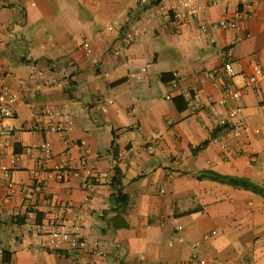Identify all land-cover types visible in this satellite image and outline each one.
I'll use <instances>...</instances> for the list:
<instances>
[{
    "label": "crops",
    "instance_id": "obj_1",
    "mask_svg": "<svg viewBox=\"0 0 264 264\" xmlns=\"http://www.w3.org/2000/svg\"><path fill=\"white\" fill-rule=\"evenodd\" d=\"M176 1L0 0V70L19 98L6 121L11 132L0 138V264H189L193 256L264 264V197L198 180L212 171L264 189V84L245 89L241 76L220 73L226 62L239 73L252 62L264 68V0L237 30L212 24L257 0L210 5L185 26L174 18ZM133 29L141 34L128 46ZM63 77L71 89L58 86ZM236 90L239 101L228 96ZM237 107L232 120L242 123L255 163L225 162L215 143ZM46 110L63 134L26 131ZM44 141L50 161L37 150ZM56 167L64 180L48 179ZM115 168L129 196L124 213L111 198ZM33 171L45 181L41 194ZM65 219L102 254L41 248L39 228Z\"/></svg>",
    "mask_w": 264,
    "mask_h": 264
},
{
    "label": "built area",
    "instance_id": "obj_2",
    "mask_svg": "<svg viewBox=\"0 0 264 264\" xmlns=\"http://www.w3.org/2000/svg\"><path fill=\"white\" fill-rule=\"evenodd\" d=\"M151 0H139L141 6H146ZM230 0H211L210 4H198L196 0H177L176 10L174 11V18L178 21L180 26H185L190 22L197 19L201 14L206 13L210 5H218L227 3ZM262 0H257L250 7L243 11H238L232 18H222L212 24L214 29L219 30H237L246 27L247 22L253 19L256 15L258 7ZM262 29L264 32V16L261 18ZM204 30V26L201 27ZM138 29H133L131 33L126 34L125 44L131 45L136 37L140 35ZM84 48L89 52V44L85 43ZM238 66L240 63L238 62ZM251 71L249 73L236 72L233 67V62H226L220 69V73L224 74L229 80L234 79L237 76H241L243 79V88L252 89L257 85L264 84V68L258 65L256 62H252L250 65ZM145 71V69H143ZM209 79H215L218 74H207ZM9 77L8 72L0 70V138L8 136L11 132L10 127L6 124V121L13 117V107L18 102V95L12 91L7 83ZM66 89L72 88V80L70 77H63L58 84ZM229 97L234 101H239L242 97L240 90L229 91ZM226 100H220L216 102L218 105H225ZM191 109L193 111L198 110V106L192 101ZM242 108L237 107L231 111L229 120L222 122L225 133L217 140H215L216 146L220 155L225 162H230L239 158H247L250 163L257 161V156L254 152H251L244 140V131L242 123L239 121H233L238 114H240ZM57 114L53 110H46L38 114L31 125L27 128L28 132L44 131L47 134H63L66 130L64 126L56 121ZM38 151L42 152L46 161L53 159L52 146L48 141H44L38 148ZM3 173L8 175V170L1 168ZM64 169L56 167L54 171L48 174V179H56L58 181L64 180ZM33 191L41 194L44 189L45 181L40 178L38 171H33ZM2 184V180H0ZM11 186V185H10ZM40 229V235L42 240L39 245L41 248L48 251H58L68 249L72 252L86 251L89 246L92 248V253L95 255H101L98 244H88V242L81 235V228L77 222L73 220H57L52 229L45 232ZM212 234H215L213 232ZM4 253L0 250V255ZM189 264H207L206 261L199 259L197 256H193Z\"/></svg>",
    "mask_w": 264,
    "mask_h": 264
},
{
    "label": "trees",
    "instance_id": "obj_3",
    "mask_svg": "<svg viewBox=\"0 0 264 264\" xmlns=\"http://www.w3.org/2000/svg\"><path fill=\"white\" fill-rule=\"evenodd\" d=\"M162 81H165V76L162 77ZM176 101V100H175ZM223 130L222 128H219L217 131ZM217 133V132H215ZM205 146H207V142L203 143L201 146H199L195 151L202 150ZM112 151L114 158L117 156V147L115 144H112ZM208 179L212 180L224 185H229L233 187L243 188L246 190H250L251 192H254L256 194H259L264 197V189L253 184L252 182L240 179V178H234L229 176H223L218 173L212 172V171H205L202 172L200 175H198V180ZM110 189L112 191L111 198L116 204V210L119 209L122 213L125 212V209L129 203V196L124 193V185H123V175L121 171L118 168L114 169V175L110 180L109 183ZM191 213V212H190ZM37 219L39 220V215H37ZM122 226H126V223L124 219L121 220Z\"/></svg>",
    "mask_w": 264,
    "mask_h": 264
}]
</instances>
